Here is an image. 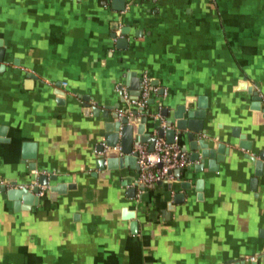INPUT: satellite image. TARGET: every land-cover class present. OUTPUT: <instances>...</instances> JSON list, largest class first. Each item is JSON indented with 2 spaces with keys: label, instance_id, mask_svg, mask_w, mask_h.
Returning <instances> with one entry per match:
<instances>
[{
  "label": "crops",
  "instance_id": "crops-1",
  "mask_svg": "<svg viewBox=\"0 0 264 264\" xmlns=\"http://www.w3.org/2000/svg\"><path fill=\"white\" fill-rule=\"evenodd\" d=\"M126 2L118 12L111 0H0V183L59 178L17 211L0 185V264H264V176L251 186L249 160L264 152V118L248 94L264 108V0ZM141 74L159 88L145 110L205 100L208 133L228 143L218 172L188 161L179 177L140 188L135 171L95 169L105 120L92 108L138 109L119 88L128 97L127 76ZM23 143L36 146L35 171ZM56 184L71 189L49 191Z\"/></svg>",
  "mask_w": 264,
  "mask_h": 264
},
{
  "label": "water",
  "instance_id": "water-1",
  "mask_svg": "<svg viewBox=\"0 0 264 264\" xmlns=\"http://www.w3.org/2000/svg\"><path fill=\"white\" fill-rule=\"evenodd\" d=\"M115 10L121 12L125 9L127 4L126 0H111ZM124 34V31H121ZM116 43L119 45H125V39H117ZM5 58V49L2 47L0 41V69L3 68ZM143 74L137 79L135 75H128L127 79L131 81L129 87V96L131 100H138L140 96V82ZM130 77V78H129ZM134 77V79H131ZM55 94L59 98L58 102L64 97L63 92L59 89V85H56ZM248 94L251 95V109L258 111L264 118V108H261L262 99L258 96L257 92L248 89ZM123 96L122 87L119 88V97ZM148 103H152L149 100ZM86 108L84 113L89 112V105H84ZM206 103L205 100L199 98L197 106L193 109L192 106L186 104H179L174 109L167 108L165 106L159 107V109L151 112L142 108L128 109L124 108L121 111H117L116 108L110 106H103L101 110L98 109V105H94L92 112L94 117H99L105 120L103 123L102 133L100 136V142L96 147V160L94 167L101 172L114 171L119 173L124 169L135 171L138 173L137 166V153L135 148L140 144H146L150 152L153 151L154 145L157 140L164 141L167 145H176L182 153H185L188 161L194 164V171L196 172H218L219 164L225 160V156L228 155L227 142L222 141L220 138H212L213 136L208 133L205 126L206 118ZM139 112H145L143 116H140ZM159 116V119L157 118ZM5 129H0V142H8L4 139ZM235 138L239 141L237 146L240 149L251 151V144L246 141L245 137L233 133ZM215 142H214V141ZM35 159H36V146L31 143L22 144L21 160L28 162V169L35 171ZM249 160L254 166V176L251 179V186L255 188L257 178L264 176V152L253 153ZM180 170L174 172L175 176L179 177ZM133 177V176H131ZM57 175H51L50 173L37 175L32 177L31 181L36 184L30 188L17 187L16 183H11L12 188L7 189L5 184H1V191L6 192L7 199L12 201L15 210H19L21 204L31 207L36 206L39 201V193L41 187H47L50 182L58 181ZM128 182V181H127ZM127 184V183H126ZM135 185L138 186L136 183ZM143 188V184L138 186ZM181 187L185 190L189 189L188 183H181ZM70 185L56 184L49 187V191L57 194H64L67 190H70ZM135 189L128 190L130 196L134 193ZM122 218L124 220H130V228L132 231H136L138 223L135 221V214L123 210ZM137 232V231H136ZM260 237L264 241V230L260 232ZM226 264H244L241 262H228Z\"/></svg>",
  "mask_w": 264,
  "mask_h": 264
},
{
  "label": "built area",
  "instance_id": "built-area-1",
  "mask_svg": "<svg viewBox=\"0 0 264 264\" xmlns=\"http://www.w3.org/2000/svg\"><path fill=\"white\" fill-rule=\"evenodd\" d=\"M151 82L152 80L149 77L146 75L142 76L140 96L138 100L130 101L132 106L146 109L149 97L159 92V88L154 87ZM122 91L123 96L127 98V92L123 87ZM160 91L163 97L167 96L165 89ZM134 151L137 153L138 166L136 180L143 185L171 180L174 171L181 170L188 164V158L185 153H182L175 145H167L161 140L156 141L152 152L148 150L145 144L138 145ZM254 260V257L250 258V261Z\"/></svg>",
  "mask_w": 264,
  "mask_h": 264
}]
</instances>
